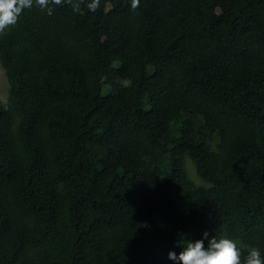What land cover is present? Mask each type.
I'll return each instance as SVG.
<instances>
[{
    "label": "trees",
    "instance_id": "trees-1",
    "mask_svg": "<svg viewBox=\"0 0 264 264\" xmlns=\"http://www.w3.org/2000/svg\"><path fill=\"white\" fill-rule=\"evenodd\" d=\"M91 2L0 29V264L264 256V0Z\"/></svg>",
    "mask_w": 264,
    "mask_h": 264
},
{
    "label": "clouds",
    "instance_id": "clouds-1",
    "mask_svg": "<svg viewBox=\"0 0 264 264\" xmlns=\"http://www.w3.org/2000/svg\"><path fill=\"white\" fill-rule=\"evenodd\" d=\"M35 2L41 9H47L49 0H0V29L14 24L23 8H30ZM60 4L61 0H54ZM139 0H132L131 7L135 9ZM14 5H17L14 7ZM97 0L88 4L90 10H95ZM79 11V9H76ZM185 243L181 246L177 241L180 251L169 250L167 258L172 264H264V256L256 247H250L245 259L241 260V252L235 240L229 238L210 237L208 232L202 234V238L195 241L181 237ZM206 242V243H205Z\"/></svg>",
    "mask_w": 264,
    "mask_h": 264
},
{
    "label": "rangeland",
    "instance_id": "rangeland-1",
    "mask_svg": "<svg viewBox=\"0 0 264 264\" xmlns=\"http://www.w3.org/2000/svg\"><path fill=\"white\" fill-rule=\"evenodd\" d=\"M7 83H6V78L5 75L3 74V71L0 67V99L1 100H5V96H7ZM5 98V99H4ZM188 164V176L190 178H192L194 181H198L200 182L199 177L195 174V171L191 165V163H187Z\"/></svg>",
    "mask_w": 264,
    "mask_h": 264
}]
</instances>
